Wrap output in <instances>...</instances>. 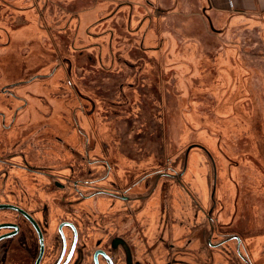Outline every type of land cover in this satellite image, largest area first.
Returning a JSON list of instances; mask_svg holds the SVG:
<instances>
[{
	"label": "flooded vegetation",
	"instance_id": "af4514ba",
	"mask_svg": "<svg viewBox=\"0 0 264 264\" xmlns=\"http://www.w3.org/2000/svg\"><path fill=\"white\" fill-rule=\"evenodd\" d=\"M0 15V264H264L258 207L222 185L211 135L171 147L164 93L214 37L208 55L251 46L259 64L264 11L0 0Z\"/></svg>",
	"mask_w": 264,
	"mask_h": 264
},
{
	"label": "rangeland",
	"instance_id": "374dc122",
	"mask_svg": "<svg viewBox=\"0 0 264 264\" xmlns=\"http://www.w3.org/2000/svg\"><path fill=\"white\" fill-rule=\"evenodd\" d=\"M1 20L3 21L2 15L0 24ZM169 27L173 28L172 20ZM211 42L214 47L206 51L204 42L199 44L197 52H194L193 48L187 52L184 49L190 59L198 55L200 59L194 64L191 63V66L181 63L179 69L171 72V77H165V80L171 78L169 82L165 81L167 88H164L165 98L168 96L165 100V110H168L166 121L167 130H170L169 141L171 147L177 149L182 139L176 137V134L190 141L200 138V132L211 135L212 146L222 169V185L226 189L241 190L239 205H256L258 208L254 211L259 212V218L262 219L264 57L258 64L256 49L248 46V54L243 51L237 54L230 51L231 55L222 60L219 55H208L210 50L218 51L222 42L215 37ZM190 43L193 42H187L185 47ZM236 43L237 40L233 38L227 45L234 46ZM253 63L254 70L248 67ZM173 65L166 62L167 71ZM258 72L260 74L257 76ZM256 86L259 87V92ZM185 117H188L189 121L185 120ZM189 124L193 126L192 130L187 127Z\"/></svg>",
	"mask_w": 264,
	"mask_h": 264
},
{
	"label": "crops",
	"instance_id": "0c3cea01",
	"mask_svg": "<svg viewBox=\"0 0 264 264\" xmlns=\"http://www.w3.org/2000/svg\"><path fill=\"white\" fill-rule=\"evenodd\" d=\"M234 2L238 5H244L247 8H258L262 11H264V0H234Z\"/></svg>",
	"mask_w": 264,
	"mask_h": 264
}]
</instances>
